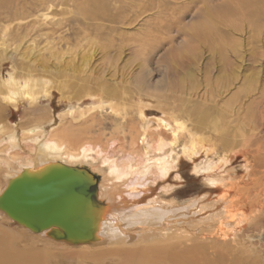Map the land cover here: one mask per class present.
<instances>
[{
  "label": "bare ground",
  "instance_id": "1",
  "mask_svg": "<svg viewBox=\"0 0 264 264\" xmlns=\"http://www.w3.org/2000/svg\"><path fill=\"white\" fill-rule=\"evenodd\" d=\"M144 2L0 0V62L10 59L14 62L12 71L6 76L0 75V201L3 199L5 203L3 195L9 186L23 184L28 191L24 196L33 197L36 189L45 187L49 180L57 179L59 174H71L62 169L74 170L72 175L76 177L77 188L71 193H74L72 196L76 201L69 202L74 213L68 214V217L77 223L66 226L51 224L34 232L15 222L1 208L0 217H6L24 232L47 243L53 241L68 244L75 250L70 249L66 255L78 261L77 264H228L242 250L228 247L229 242L224 245L209 242L210 246L203 239L207 235L222 232L224 228L228 229L224 230L225 239L230 236L236 238L237 234L230 232L233 222L240 219V224H246L258 220L256 208L262 205L264 197L261 200L256 194L255 198H250L252 194L247 195L248 189L243 187L244 190H241L240 187L238 191L246 195L245 199H233L235 183L230 185L228 181H236L233 162L237 155L227 152L234 144L231 137H241L240 141L246 145L256 163L251 171L244 169L246 176L255 175L251 179L252 185L264 189V83L263 89L259 90L258 86L254 87L252 80L243 79L244 86L237 89L235 95L232 92L228 108L227 102L218 116L211 115L209 111H212V107L196 112L194 109L182 108L184 103L180 100L171 101V97L166 94L173 89L170 83L166 93H152L155 91L139 79L136 73V76L122 79L124 86L109 87L101 83L98 79L104 76L91 69L92 55H87L88 51L94 50L96 53L100 49L103 56L108 58L112 53L121 55L127 47L136 55L142 49L145 50L144 46L138 44L137 29L132 26L150 9H157L155 15L159 17L163 12L161 9L158 11L160 0L157 4L151 3V8ZM226 4V16L219 17V22L207 21L204 25L192 28L187 41V45L193 42L205 44L221 57L226 72L222 74L223 71L219 70L223 75L219 80L222 87L228 82L226 69L230 68L228 71L235 80L247 64L245 55L242 57V52L239 53L242 46L238 48L237 37L247 34L251 29L254 31L252 35H256L255 32L264 26V0H228ZM58 16L59 19H56ZM163 20L165 23L160 21L158 26L160 32L170 30L166 27L168 19L165 17ZM132 29L134 34L125 39L126 32ZM257 36L259 38L258 33ZM169 42H172L171 38ZM72 46L88 48L84 49L78 65L74 63L75 58L64 61L62 56L64 49ZM178 52L175 54H182V51ZM227 53L236 60L234 64L227 60ZM248 62H251L250 59ZM259 70L258 77L264 70V60L259 63ZM69 73L74 78L68 80L77 79L80 84L76 96L72 98L66 93L67 86L59 82L61 78L68 77ZM126 83L134 85V88L125 87ZM255 83L258 85L257 80ZM214 88H211L212 91ZM55 92L61 94V102L67 103V109L57 117L52 116L50 111L46 112ZM85 99L89 102L86 106L83 105ZM20 104L25 107L23 109L26 114L33 115L35 123L23 127L21 123L9 125L5 122L6 109L12 107L18 110ZM150 106L161 109L164 115L169 113L166 110L173 111V123L166 117L153 120L145 118V108ZM104 110L113 114L114 121H121L117 124V137L113 136L106 142L101 138L103 122H100L102 126L94 136H90V132L96 129V122L88 125V120H94L97 111ZM226 110L233 114L228 116ZM134 112H138L140 121L138 126L133 128L129 125L128 128V124L134 122ZM184 116L191 118V128L181 122L180 118ZM241 120L250 125L248 130H242L243 133L239 131L242 127L237 130L236 125H233ZM126 128L131 135L128 147L125 136L120 134V130ZM204 129L218 131L222 152L218 160L207 158L205 162L194 165L193 171L204 177L203 185L208 188V195L212 190L221 191L217 194V201L209 202V196L203 195L180 206L177 200L167 201L162 195L145 202L153 189L168 180L178 168L181 157L175 153L174 148L179 141L184 142L180 151L188 158L193 159L201 153L203 145L198 140V134ZM207 153L219 154L214 148L207 149ZM175 176L178 180L182 178L179 174ZM85 188L88 190L86 194L83 193ZM172 189L169 185L164 186L162 193H169ZM18 198L19 206H23L21 202L29 199ZM50 204H46V207ZM241 206L244 208L240 209ZM51 208L52 211H56L53 210L55 208L61 210L57 203ZM247 211H250L249 214ZM74 231L80 237L75 241L55 237H63ZM16 239L11 233L0 229V264H50L52 258L47 248L25 253L14 246ZM241 253L249 252L244 250ZM249 256L252 258L253 254L249 253ZM58 262L63 264L61 260Z\"/></svg>",
  "mask_w": 264,
  "mask_h": 264
},
{
  "label": "rangeland",
  "instance_id": "2",
  "mask_svg": "<svg viewBox=\"0 0 264 264\" xmlns=\"http://www.w3.org/2000/svg\"><path fill=\"white\" fill-rule=\"evenodd\" d=\"M158 1L159 0H145L144 4L148 5L147 7H150L149 5L151 3L157 4ZM227 1L228 0H160L161 6L159 5L160 8H158V11L160 9L162 10L163 12L161 14L162 18L155 15L157 9L155 10L150 9L149 11H147V13H144V15L140 16L135 26H132L135 27V30L137 29L136 32L139 38L138 44L144 46L145 50L142 49L143 52L141 51L140 53H138L139 55H136L133 54V52L127 47V49L126 50L124 49V52L121 55L119 53H112L113 56L111 54V56H109L108 58L103 56V53L100 49L96 53L94 52V50H91L90 52L88 51L89 54L87 55H92L91 69L101 73L100 75L101 76L103 75L104 77L98 80L105 85L108 84L109 87L124 86V82L122 79L130 78L133 75L136 76V74H138L139 79H142L148 84V86L152 89V91H155L152 93H155L156 95H158V93L159 94L166 93L165 92L167 91L166 87L170 83L173 86V89L172 91L169 90L166 94L171 97V101L178 102L180 100L184 103L182 108H185L187 110L194 109L196 112L204 111L206 109L209 110L212 107L213 108L212 111L214 112H212L211 109L209 112L211 113L212 116H216V115L218 116L223 112L221 108L226 107V103L231 99L232 92L235 95L238 92V90L242 87L245 78L248 79L247 81L252 80V83L254 82L253 83L254 87L258 86L257 88L259 90L264 85V84L262 85V83H264V70L262 71L261 75L258 77L259 75L258 73L260 71L259 63H261V61L264 60V56H263L264 26H261L260 30L258 32H255L256 35H252L254 34V31H252L251 29V31L249 30L247 34L243 33V36L237 37L239 41L238 48L242 46L239 48V53L241 52L245 53V54L241 53L240 55L242 57L243 55H245L244 59L247 60V64H245L244 68H242L241 73L238 74V78H235L236 81L233 80L234 77L232 76V74H230V70L228 71V69L230 68L226 69L228 74V82L223 87H222L223 84L219 83V80L223 76L222 74H225L226 72H224L225 70L221 62V57L218 54H215V52L209 50L205 44L193 42L187 45L188 43L187 41L189 37L188 35L192 28H195L198 25H204L203 23H206L207 21L219 22L220 18L226 16L225 13L227 8V4H226ZM165 8L167 11V12L165 11L166 13L163 11ZM59 17L60 16L56 17V19H59ZM165 17L168 19V21L166 22L167 23L166 27L167 28L169 27L170 30L160 32L158 30V26H160L161 22L165 23V21L163 20ZM133 30L134 29H132L131 32L128 31L126 32L125 39H128L129 36H131L132 33L135 32ZM151 31H153V33H151ZM166 32H168V34ZM257 33L259 34L260 39L258 38ZM151 34L154 35L152 36ZM170 38L172 39V42H169ZM163 39L166 40L164 41ZM105 40H107V38ZM159 42L161 44H159ZM145 43L146 45H144ZM77 47L78 46H72V48L70 49L69 48L64 49L62 54V56L64 57V61L66 59H67L66 61L68 60L70 61L75 58L74 63L77 65L78 63H80L84 51L87 50L88 48L86 47L87 48L86 49L85 47H78V48ZM177 51L179 52L182 51V54L176 55L175 53H177ZM142 53H144L145 55L143 56ZM227 55H228L226 56L227 60H229L231 64H234L236 60L232 58L233 56L230 57L231 54L229 53H227ZM46 58H48V55H46ZM249 59L251 62H248ZM246 60H244V62H246ZM0 63H1L0 75L6 76L8 72L12 71L14 66L13 60L10 59L4 62L1 61ZM237 64L240 65L239 63ZM219 70L223 71L221 72L222 74L219 73L220 72ZM254 73L255 75H253ZM219 74H221V76H219ZM91 76L94 77V74H92ZM246 76H249V78ZM72 77L74 78V75L72 73H69L68 77L61 78L59 80L61 85L67 86L66 93L71 98L76 96V92H78L80 86L79 81L77 79L68 80ZM254 77H257L255 79L257 80L258 85L255 83L256 80L254 79ZM181 81L183 82V84ZM216 83H219L221 85ZM229 84L231 86H228ZM215 85L217 86L215 87ZM133 86L134 85L130 86L127 83L125 84V87L128 88H134ZM229 87L232 88L230 89ZM190 88L193 90H191ZM211 88L212 89L214 88V90L212 91ZM188 89L190 90L187 91ZM215 90L218 91L216 92ZM225 90H227L228 92ZM173 91L175 94L173 93ZM97 94L99 95L98 97L100 98L101 97L100 92H98ZM85 100L86 102L83 105L86 106L89 102L87 99ZM229 102L227 103V108L228 105L230 104ZM66 104L67 103L65 102H61V94L55 92L53 97L49 101V105H48L49 109L46 110V112L50 111L52 116L57 117L61 111L67 109ZM20 106L18 110H14L12 107H8L6 109V112L4 113L5 122L8 123L9 125L15 123H21L23 127H27L35 123L34 122L35 118L33 117V115L28 113L26 114V112L23 109L25 107L23 105L21 107ZM166 111L169 112L168 115H164L161 109L150 106L145 108V112H146L145 118L153 120L156 117H166V119L172 121L173 111L170 110H166ZM46 112L44 114H46ZM226 112L227 115L229 114L228 116L233 114V113L230 114L229 110H226ZM137 113L138 112H134L132 114L134 122L136 123L135 124L134 122L129 123L127 126L128 128L130 126H132L133 128L138 126L140 118ZM95 114L96 117L94 120H91V118L88 120L89 121L88 125H91L93 122H96L95 123L96 129L90 132L91 133L90 136H94L98 134L97 133L99 132L98 128L102 126L99 124L100 122H103L104 126L102 127V129H100L101 132H103L101 135L103 142H106L109 138L113 136L117 137L118 135L116 133L117 132L116 128L118 126L117 124L121 123V121H116V120L114 121L115 117L113 116V114L110 113L109 110H104L103 112L97 111ZM184 118L183 117L180 118L181 122L183 121L185 125L191 128L192 127L190 122L191 118L185 116ZM233 125H236L235 127L237 130H239L242 127V129L239 130L240 133H243V131L246 128L248 130L249 129L248 127L250 126L244 121L242 122V120L238 121V123H234ZM128 128H126L125 130H120V134H123V136H125V142L127 147L131 143V135ZM211 131L208 129H204L200 134H198V140L200 141V144L203 145V149L201 153H199V155H197L193 159H190L182 154L181 152L183 148L182 144L184 142L182 140L178 142V144L174 148L175 153L179 154V156L181 157L178 168L175 170V172L174 171L172 172L168 180H166L165 182H161L157 187L153 189V192L147 196L145 202H147L150 198L164 195L167 201L177 200L176 202H178V205L185 206L186 203L189 204L190 201H193L192 199L195 200L199 197H202L203 195H208L209 190L207 187L203 185L204 177L194 174L193 169L196 165H199L200 163L205 162L208 159H213L214 161H216L219 158L218 156L221 155L222 149H221V142L219 140V133L218 131H214V130ZM232 139L234 144L231 145L232 147H229L228 150L229 152L227 153L228 154L234 153L237 155L236 159L234 160L235 162H233V167H235L236 169V174L234 176L236 181L234 179L228 181L230 185L235 183V185L233 184V188H234V192H232V195L234 197L233 199L240 200L243 199V197L245 199L246 195H242L241 194L242 192L238 191L240 187L242 188L244 187L246 190L248 189L247 191L248 196H250L251 194L253 195V197L251 195L250 198H255L257 194L261 197L259 199L262 200L264 197V191H263L264 189L259 187H254L252 185L251 179L254 178L255 175H252L253 177L252 176L248 177L246 176V170H244L248 168V170L251 171L252 168L256 166L255 165L256 163L252 157L253 155L249 153L246 145H244L242 141H240L242 140L241 137L237 136L233 138L232 136L231 140ZM208 147H210L211 149L214 148L215 151H218L219 154L218 155H213L214 153L208 154L207 149H210ZM177 174H179L182 177L180 180L175 178L176 177L175 175ZM247 184L249 186L250 185L252 186L249 187ZM167 185L173 187L172 191L169 193L167 192L162 193L163 187ZM242 188L240 189L244 190V188L243 189ZM255 189H257L258 191ZM220 193L221 191L218 189L212 190L211 191L212 195L211 194L208 195L210 198L209 202L217 201L218 199L217 197L219 196L217 194ZM181 200L184 201L185 203L182 202ZM239 208L242 209L244 208V206H241ZM263 211H264V200L262 201V205L256 208V214H258V220L256 222L250 221L251 223L248 222L246 224H240V219L235 221L236 223L233 222V226L231 227L230 232L232 231L235 232L237 234L236 238L230 236L227 237V239H225L226 237H224V233L228 229L224 228L225 230V231L223 230L224 232L222 231L217 234L216 233L212 235L210 234L209 236L211 237H209L208 235L205 236L204 238L207 239L206 240L203 239L204 243L210 245L209 242H213L215 243V245L216 244L224 245L226 242H229V244H227L228 247L233 249H239L242 251L245 250L246 253L249 252L253 254V257L251 258L249 256V253L242 254L241 253L242 251L241 252L239 251V253H237L238 255L236 256V258L235 259L231 258V261L232 260L233 261L232 262L229 261L228 264H241V263L253 264L254 261L256 262L255 264H264V262H262V259H264V212ZM248 212L250 211H247V213ZM5 218L0 217V229L11 233L17 238L14 242V246L19 250H24L25 253H30L39 248L40 249L47 248L52 258L50 264H56L60 260L63 261V264H74V263L77 264L78 261H76L73 258H68V255H66V252L69 253L68 251H70V249L75 250L74 248H71V246H69L68 244L55 243L53 241L47 243V241L42 240L39 237H34L28 234L27 232H24L21 228L17 227L16 223L9 221L7 218L6 219ZM246 218L248 219V217ZM57 264H61V262L60 263L58 262Z\"/></svg>",
  "mask_w": 264,
  "mask_h": 264
},
{
  "label": "water",
  "instance_id": "3",
  "mask_svg": "<svg viewBox=\"0 0 264 264\" xmlns=\"http://www.w3.org/2000/svg\"><path fill=\"white\" fill-rule=\"evenodd\" d=\"M66 173L71 174H65L60 175L57 179L49 180L45 187L39 189H36L37 192L31 196H24L28 191H26V187L22 184H18L17 186L11 187L9 186L7 190L4 192L3 198L0 201V208L4 210L7 215L13 219L18 224H22L34 232H39L41 229L54 224H60L66 226L67 224H76L77 221H71L69 219L68 214L72 215L74 212H72L70 209L69 202L75 203L76 200L73 198V194L71 193L73 190H75L77 187H75V178H73L72 171L74 170H67L62 169ZM68 176V177H66ZM24 189H21V188ZM32 188V187H31ZM23 190V193L21 192ZM88 190L86 188L83 190V193L86 194ZM31 190L29 189V193ZM41 194V195H38ZM80 194V193H79ZM48 195L49 197L45 196ZM29 199L26 200V202H21L23 206H19L17 203V197H22V199ZM37 197L39 199H37ZM51 197V198H50ZM18 198V199H20ZM45 198L52 201L50 204L48 200L45 201ZM37 199V200H36ZM44 200V201H42ZM79 201V200H78ZM45 203V204H44ZM60 207L61 210L58 208H55L52 211L51 206L53 207L54 204H56ZM78 203V202H77ZM46 204H50L51 206L46 207ZM64 204V205H63ZM63 205V206H62ZM51 208V209H49ZM49 211H51L52 214H55L56 216H52ZM62 211V212H61ZM75 232V231H74ZM72 233H66V236L63 237H56V239L61 240H77L79 239V235L77 232Z\"/></svg>",
  "mask_w": 264,
  "mask_h": 264
}]
</instances>
